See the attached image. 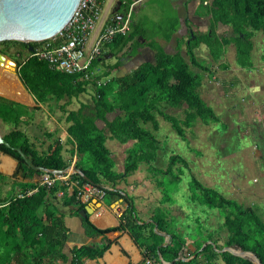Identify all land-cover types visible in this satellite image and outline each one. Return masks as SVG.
Wrapping results in <instances>:
<instances>
[{"label": "trees", "instance_id": "trees-1", "mask_svg": "<svg viewBox=\"0 0 264 264\" xmlns=\"http://www.w3.org/2000/svg\"><path fill=\"white\" fill-rule=\"evenodd\" d=\"M105 1L101 0L102 3ZM121 1V8H125L124 12L133 2ZM206 1L199 0L197 13L209 16L210 30L200 34L189 33L185 40L187 56L180 49L175 53H167L163 46L153 39L150 45L155 50V61H145L132 71L114 74L105 84L91 83L94 88L93 106L84 111L85 105L82 104L78 109L68 111L65 117L69 122L67 131L74 140L78 156L75 166L83 173L75 172L73 175L79 179V184L90 181L105 186L103 184L108 183L113 189L105 186L107 192L123 196L121 189L115 191V187L120 179L136 170L141 161H147L151 170L157 169L161 173L172 172L178 162L185 163V158L180 153H172L166 170L154 166L159 147L158 139L154 131L146 128L144 124L151 121L155 130L158 129L157 113L171 122L174 130L183 138L186 137V127L191 126L198 117L204 122L218 120L215 110L208 105L199 91L202 76L198 69L208 71L209 68L201 62L194 48L201 42H206L212 54L217 57L216 47L222 51L226 44L233 42L238 63L242 66L251 65L250 54L253 48L251 37L256 30H261L264 34V0ZM118 14L111 12L107 22H114ZM219 21L231 25L233 34L230 37L223 39L217 37L215 25ZM143 34V28L133 26L131 21V27L126 33H116L113 39L104 45H110V49L117 54L127 45L129 47L139 45V36ZM12 43L19 49H28L33 45L32 42L7 40L5 48H1L0 51L12 58H15L9 48ZM103 56L102 50L94 59L93 65H99ZM121 65L122 61L119 59L99 76L109 75ZM18 73L38 102L60 100L65 96L71 98L86 91L90 84L81 77V73H68L53 68L48 61L35 55H28L18 61ZM184 103L185 118H179L163 108V104L180 107ZM36 109L37 106H29L0 94V118L13 125V128L3 134L11 146L2 143L0 151L12 155L18 161L11 175L0 173L1 180L18 176L31 178L35 174L45 172L41 168L32 167L15 146L21 147L34 165L48 169H63L69 166V162L63 156L60 139L51 142L46 150H39L29 139L26 131L19 127L21 123L28 124L33 119ZM108 138H116L121 142L135 140V148L128 154L122 172L114 169L115 162L106 144ZM180 170L183 172L182 167ZM180 174L176 173L174 178L181 181ZM31 188L37 189L28 193ZM189 189L191 200L200 203L205 208L207 216L210 213L207 207L217 208L219 214L224 216L221 226L226 228L228 234L223 243L215 236L217 231H212L209 227L203 239L195 237L192 240L194 248L190 250L187 246V237H184L173 224V220L167 217L168 210L166 212L161 210V214L155 212L150 221H138L141 219L134 198L129 195L128 205L120 216L119 225L102 228L96 226L89 219V215L82 217L86 235L93 238L100 235L103 237L100 242L73 246L70 258L64 251L70 230L65 222L66 213L56 200L57 192L63 190L62 204L70 207V214L79 215V210L87 203L76 197V190L68 195L65 184L60 180L51 187L35 181L16 182L10 194L0 195V264H58V262L87 264L86 258L102 256L113 242L106 233L119 229H128L135 242L142 248L143 255L155 257L160 264H256L250 258L229 250H218L226 245H237L252 250L264 264V220L255 208L227 197L212 186L205 185L195 175H192L189 181ZM165 198L168 199L167 195ZM166 233L170 234V240L162 244ZM208 239L211 242L202 246ZM160 256L168 263H163Z\"/></svg>", "mask_w": 264, "mask_h": 264}, {"label": "rangeland", "instance_id": "rangeland-1", "mask_svg": "<svg viewBox=\"0 0 264 264\" xmlns=\"http://www.w3.org/2000/svg\"><path fill=\"white\" fill-rule=\"evenodd\" d=\"M109 1L111 0L105 2L106 8ZM116 1L112 0L107 12L108 16ZM132 9L133 19L143 26L146 37L153 35L156 38L167 37L171 29L173 31L181 25L179 11L171 0H142L137 2V5L133 6ZM195 31L200 34L202 30L198 27ZM230 32L232 33L231 29L228 30V33ZM181 33L182 31H179L176 35ZM188 33L187 30L186 38ZM253 40L254 50L250 54L251 65H246L245 68L234 72L236 69L231 68V66L236 67L239 64L233 43L225 49L223 48L222 51L216 47L217 57L213 55L215 58L208 65L210 71L206 73H214L215 76L210 75V78L203 81L199 91L208 105L215 110L218 120L211 119L209 122H204L198 117L191 126L186 127L185 138L174 130L171 122L158 113V129L155 130L151 121L144 124L146 128L154 131L158 139L159 147L157 157L153 162L154 166L166 170L169 156L172 153H180L186 162H178L172 172L161 173L157 169L156 171L151 170L147 161H141L138 168L125 177L123 179L125 181H121L123 186H130L131 188L133 184L136 187V190L130 194L134 198L136 208H138L137 204H140L143 216L151 217L155 212L161 214V210L165 212L168 210L167 217L173 220V224L177 226L184 237L188 235L191 239L195 237L203 239L207 228L211 227L210 230L217 231L216 234L220 235L219 241L223 243L228 234L226 228L221 226L224 216L219 214L217 208L210 209L207 207L208 212L210 211L209 216H207L205 208L200 203H194L191 200L189 181L192 175L197 176L205 185L218 189L227 197L234 198L246 206L251 205L264 220V116L255 112L258 111V107H256L257 103L252 102L253 92L241 85L248 79H255L259 84L264 82L263 32L256 30ZM142 41L145 42L146 39H142ZM173 44L175 45L176 42L173 41ZM106 46L104 45L103 50L104 48L108 49ZM9 48L15 56L13 59L16 61H21L29 54L28 49H19L13 43ZM225 51L227 59L225 62L229 61L228 65L218 61L224 56ZM117 60H119V56L112 53L107 58H103L99 62V66L102 71H105L108 66L113 64L111 62L115 63ZM201 62L207 63L204 59ZM216 64L218 66H215ZM193 68L198 69L197 67ZM15 72L18 73L17 69L13 70L0 66V94L8 95L3 88L8 86L9 76L13 75L23 87L25 97L20 96L18 98L19 95L17 94V96H9L16 100L19 99L22 103L25 101L28 105L36 106L38 102L34 98L32 100L29 90L22 85L23 82L20 81L19 74ZM199 74L203 79L205 78L204 71L199 70ZM229 79H241L242 81L238 84H230ZM259 84L257 89L262 95H258L262 99L264 87ZM93 95L94 88L90 83L86 91L74 98L66 96L60 102L67 105L69 104L67 102L71 101L72 106L76 108L83 104L85 105L84 111H88L94 103ZM185 107V103L180 107L163 104V108L167 112L179 118H185ZM44 109H46L45 106H40L39 109L35 110L34 117L28 124L21 123L19 125L21 129L26 131L33 144L40 149H46L48 144L54 140V136L65 139L64 136L66 135L67 123L64 119L63 110L58 105H53L51 111ZM112 116L113 114H111ZM11 128H13L12 124L4 122L0 118L1 134L7 133ZM106 144L110 148L111 156L115 162L114 169L118 172L124 171L127 156L135 148L134 139L121 142L116 138H108ZM180 167L183 168V172H181ZM176 173L181 175V181L174 178ZM37 176L40 178L41 174H37ZM4 184L1 183V185ZM128 187L127 189H129ZM165 195L168 199L165 198ZM58 199L62 200L60 196ZM105 201L109 203L110 198L106 197ZM125 202L128 204V199H125ZM206 241L203 242V245ZM233 246L238 248L237 245Z\"/></svg>", "mask_w": 264, "mask_h": 264}, {"label": "crops", "instance_id": "crops-1", "mask_svg": "<svg viewBox=\"0 0 264 264\" xmlns=\"http://www.w3.org/2000/svg\"><path fill=\"white\" fill-rule=\"evenodd\" d=\"M117 1L113 7V8H115L114 12H118L119 14H122L124 12L125 8H123V10L121 8L122 1L119 5V8H117V5H118ZM141 1L142 0H133V2H132L133 5L132 4L131 5L136 6L137 2H141ZM207 1L211 2V0H207ZM105 2H104V4H105ZM110 2L112 3V0L109 1V3ZM171 2L176 6V8L179 11V19L181 21V25H179L176 30H174L170 33V38H168V34H167V37H163V38H161V37L156 38V37H154V35L146 37V31L144 30L143 26H141L140 23H137L133 19V10H132V20L131 21H133V26L142 27L144 34L139 36V41H140L139 45H137L136 47H129L127 45L123 50H121L117 53V55L119 56V59L122 61V65L118 70L109 74L108 77H111L112 74L114 75V73L115 74H117V73L118 74H124L126 72L132 71L133 69L137 68L142 63H144L145 61H155V50L150 45V41L153 39L156 40L159 44H161L167 53H175L178 51V49H180V51L184 55H186V41H185V39L188 38L189 33H193L195 30L198 29V27H200L202 30L200 32H206V31L210 30L209 16L208 15H201V14L197 13L199 1H196V0H171ZM109 3H108V5H109ZM105 8H106V6H105ZM119 10H121V12H119ZM118 15H117V17H118ZM192 26H193V29H192ZM130 27H131V25H130ZM229 29L232 30L231 25L223 23L221 21H219L215 25L216 34H217V37L219 39L230 37L233 34V32L228 33ZM187 30L189 33L187 34V38H186L185 34H186ZM179 31H182V33L179 35H176V33H178ZM254 36H255V32L253 33V35L251 37L252 40H253ZM142 39H146V41L144 42V41H142ZM173 41L176 42L175 45L173 44ZM231 43H233V42H230L229 44L225 45L224 49H225V47L230 46ZM109 46H106L108 49L104 48V50H103V53H104L103 57L104 58H107L109 55L114 53L110 49ZM234 48H235V56L237 58L235 44H234ZM28 50H29V48H28ZM252 50H254V40H253ZM252 50H251V52H252ZM194 51H195L196 55L199 57V59L206 60L207 63H205V64L207 66L210 65V63L214 57H213V54L211 52L210 47L208 46V44L206 42H201L199 45H197L194 48ZM147 54H149V56H147ZM28 55H30V50H29ZM223 55L224 56L221 57V59L218 61L225 62L226 51L223 53ZM151 56H152V58H151ZM228 62H225V65H228ZM237 62H238V60H237ZM111 63H114V62H111ZM0 66L4 67L3 63H0ZM215 66H218V64H216ZM231 68L236 69L234 71V72H236V71H238V69L245 68V66H242L241 64H239L236 67L232 65ZM13 70H15V69H13ZM198 70H200V69H198ZM17 71H18V61H17ZM208 71H210V69ZM206 72H207V70L204 71L205 78L204 79L202 78V84H203V81H206L207 78H210V75L213 77L215 76L214 73L208 74ZM15 73L19 74L17 72H15ZM20 81H21V78H20ZM211 81H213V80L211 79ZM240 81H242V80L241 79H229L230 84H234V83L238 84V82H240ZM260 81H263V80L260 79ZM21 82H23V81H21ZM258 84L259 83L255 79H248V81H246V82L244 81L243 83H241V85L246 86L247 88H249V91L253 92L252 102L257 103L256 107H258V111L260 110V112H258V111H255V112H257V114L261 113L264 116V97L262 99L259 98V95H262V94H259L260 91H259V89H257ZM260 84H261V87H264V82H261ZM23 86H25V84H23ZM29 94L32 97V100L34 98L37 101V99L33 93L30 92ZM1 95H3V94H1ZM4 96H6V95H4ZM76 96H78V95H76ZM76 96H73V98ZM65 97H63L60 100H49V101H45V102H38L37 101L38 102V103H36L37 109H39L40 106H42V107L45 106L46 107V109H44L45 111L46 110L51 111L50 109L52 108L53 105H55V106L58 105V107L61 110H63V112L65 114L64 115V119H65L69 110H76L79 108V107L76 108L75 106H72L73 103H71V101H68L67 103H69V104H67V105L60 102L61 100L65 99ZM17 101H19V100H17ZM24 102L25 101H23V103ZM26 103L27 102H25V104ZM29 106H31V105H29ZM66 106H67V108H66ZM66 123H67L66 130H65L66 135L64 136L65 139H63V137H60V136H56V137L54 136V140L60 139L62 146H63V156L69 162L68 167H74L76 165V161L78 160V156H77V153L75 152L74 140L71 138V136L69 135V133L67 131V126H68L69 122L66 121ZM49 144H48L47 148L49 147ZM37 148L39 150H46L47 149V148L46 149H40L39 147H37ZM17 163H18L17 159L14 158L12 155L5 153L2 150L0 151V173H2L4 175H11L14 172V170L17 166ZM76 172H78V171H76ZM41 176H42V174H41ZM123 179L124 178L120 179L117 186L115 187V191L121 189V193L123 194V196H119L117 193H114V192H107L104 195V197H102V198L93 197L90 200L83 201V202H86L87 204H91L94 206L93 213H90L88 215H89V219L96 226L105 228V227H110V226H115V225L120 224V221H121L120 216L128 205L125 202V199L127 200V198H128L125 196V194H127L128 196L129 195L132 196L130 193H132V191L136 190V187L133 186V184H132L131 188H130V186L129 187L123 186V184L121 182ZM25 181L40 182L41 177L39 178L37 176V174H35L31 178H23L22 176H18L16 178H12V179H10V178H7L5 180L0 179V195L4 196V195L10 194L12 192L14 183L25 182ZM123 181H125V180H123ZM1 183H5V184L1 185ZM103 185H105L109 189H113V186L111 184L106 183ZM1 186H4V188H1ZM15 186H16V188H18L17 185H15ZM127 187L129 189H127ZM73 188H74V186H72V185L66 186V191H67L68 195H70L74 192ZM58 192H57V196L62 197L63 195L59 194ZM106 197L110 198L109 203H106V201H105ZM56 200L58 201L62 210H64L66 213L65 222H66L67 227L70 230V235H69V238L65 244L64 251L69 255L70 258L72 255L71 248L73 246L81 245L84 243L89 244V243L95 242V241H99V242L101 241V239L103 237L102 235H100L96 238H93L91 236L86 235L84 227L82 225V216L80 214L79 215L70 214L69 213L70 207L63 206L62 200L60 201V199H58V198ZM115 203H116V205H114ZM137 206H138L137 213L139 212L138 216L141 219L139 221H150L151 218L149 216H143L142 215V213H141L142 210H141L140 204L139 205L137 204ZM40 212H42V208L40 209ZM159 232L161 233V231H159ZM106 236H108L110 239L113 240V242L111 243L109 248L107 250H105L103 255L100 257L86 258L85 262L87 264H138V263H143V260H144L143 250L135 242V240L133 239V237L130 234L128 229H119V230L107 232ZM215 236L217 238H219L220 235L215 234ZM186 237H187V246L190 250H192L194 248V246L192 244L193 239H191L188 235H186ZM207 241H211V240L208 239ZM192 256H194V254ZM160 259H161V256H160ZM187 259H189V258H187ZM201 260H203V258H201ZM60 263L61 262H58V264H60ZM165 263H168V261L165 260ZM200 263H202V262L200 261Z\"/></svg>", "mask_w": 264, "mask_h": 264}, {"label": "built area", "instance_id": "built-area-1", "mask_svg": "<svg viewBox=\"0 0 264 264\" xmlns=\"http://www.w3.org/2000/svg\"><path fill=\"white\" fill-rule=\"evenodd\" d=\"M132 5L122 13L121 18L117 17L114 22L109 23L108 7L106 9L101 0H80L78 8L61 31L51 38L32 42L30 55L48 61L53 68L68 73H81V77L90 83L105 84L110 77L99 76L103 72L102 68L93 65V61L102 53L103 45L110 42L116 33H126L130 29ZM75 172L73 167L65 172L45 171L40 183L51 187L60 180L66 186L72 185L73 190H76V197L81 201L104 197L107 193L105 186L90 181L79 184V179L73 177ZM36 189L31 188L28 193ZM58 193L63 195L64 192L59 190ZM143 263L160 264L153 256H144Z\"/></svg>", "mask_w": 264, "mask_h": 264}, {"label": "water", "instance_id": "water-1", "mask_svg": "<svg viewBox=\"0 0 264 264\" xmlns=\"http://www.w3.org/2000/svg\"><path fill=\"white\" fill-rule=\"evenodd\" d=\"M117 2V8H119L121 0ZM79 3L80 0H0V41L18 40L31 43L51 38L61 31L70 21ZM110 6L111 2L108 5V10ZM114 10L115 8H112L111 12ZM121 17L122 14H119L118 18ZM32 49L33 47L30 45L29 50ZM3 61H7L14 69H17V61L0 51V63H3ZM2 143L6 146H11L4 135L0 133V144ZM15 148L22 154L26 161L36 169L41 168L48 172H65L69 168L48 169L34 165L30 162L21 147L15 146ZM73 168L83 174L79 167L74 166ZM125 196L128 197L127 194H125ZM93 211L94 206L86 204L84 208L79 210V214L82 217H86L88 214L93 213ZM169 240L170 234L166 233L165 241L162 244H166ZM207 242L211 241H206V243ZM206 243H204V245ZM218 250H229L234 254L250 258L256 264H263L254 251L243 249L240 246L236 248L233 245H226ZM161 260L165 263L162 257Z\"/></svg>", "mask_w": 264, "mask_h": 264}, {"label": "bare ground", "instance_id": "bare-ground-1", "mask_svg": "<svg viewBox=\"0 0 264 264\" xmlns=\"http://www.w3.org/2000/svg\"><path fill=\"white\" fill-rule=\"evenodd\" d=\"M3 65L9 69H14L13 66H11L10 63H8L7 61H3ZM10 75V74H9ZM23 85V84H22ZM4 92L7 93L9 95H19L18 98L21 97H25V93L23 90V87L16 81L15 76L10 75L9 76V84L7 87L3 88ZM4 94V93H3ZM6 95V94H5ZM16 95V96H17ZM11 97V96H9ZM13 98V97H12ZM19 100V99H18Z\"/></svg>", "mask_w": 264, "mask_h": 264}, {"label": "flooded vegetation", "instance_id": "flooded-vegetation-1", "mask_svg": "<svg viewBox=\"0 0 264 264\" xmlns=\"http://www.w3.org/2000/svg\"><path fill=\"white\" fill-rule=\"evenodd\" d=\"M122 10H123V8H122ZM6 41H7V40L0 41V49H1V48H5L4 45H5Z\"/></svg>", "mask_w": 264, "mask_h": 264}]
</instances>
